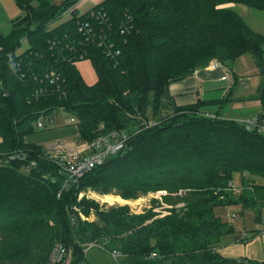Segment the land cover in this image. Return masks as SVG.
I'll return each mask as SVG.
<instances>
[{
    "label": "trees",
    "instance_id": "trees-1",
    "mask_svg": "<svg viewBox=\"0 0 264 264\" xmlns=\"http://www.w3.org/2000/svg\"><path fill=\"white\" fill-rule=\"evenodd\" d=\"M14 1L31 25L29 47L19 53L22 29L0 35V264H51L59 244L70 250V264H87L90 243L119 250L123 264H264V258H226L211 247L225 236L237 240L234 227L215 216V206L239 203L261 220L264 184L244 187L238 197L226 188L236 173L243 181L264 180V133L218 112L215 118L200 112L203 101L176 106L167 90L212 59L233 63L249 55L261 76L255 98L264 108V34L223 7L264 11V0H102L82 14L75 0L59 6ZM66 12L70 18L52 27ZM80 27L95 34L92 42L84 41ZM100 33L120 51L116 65L96 46ZM80 44L97 76L92 85L74 63L63 61ZM52 71L64 78L63 95L49 83ZM43 87L48 93L36 97ZM157 92L158 103L168 98L182 114L160 110L152 101ZM224 102L209 103L218 111ZM60 109L77 119L82 141L110 133L129 137L122 150L66 187L61 158L22 139L39 116ZM257 116L264 119V110ZM144 120L155 124L142 125ZM88 191L125 201L163 193L168 204L184 201L187 209L149 221L151 210L134 215L127 204L100 207ZM91 213L98 222L86 220Z\"/></svg>",
    "mask_w": 264,
    "mask_h": 264
},
{
    "label": "rangeland",
    "instance_id": "rangeland-1",
    "mask_svg": "<svg viewBox=\"0 0 264 264\" xmlns=\"http://www.w3.org/2000/svg\"><path fill=\"white\" fill-rule=\"evenodd\" d=\"M52 5L59 6L65 0H48ZM102 0H75L76 8L79 13H84L86 10L91 8L93 5L98 4ZM223 7L234 8L247 22L248 26L255 32L264 34V11L253 8L247 7L242 4L236 3H225ZM27 14L21 11L17 5L15 4L14 0H0V35L6 36L8 35L11 30L14 29H22L20 32V46L15 50L17 53L23 51L25 48L29 47L28 40L25 36L27 28H30L31 23L27 22ZM70 18V13L66 12L63 16L51 26L55 27L56 25L68 20ZM17 20V21H16ZM51 27V28H52ZM264 49V46H263ZM264 55V54H263ZM214 61H217L222 65L221 67H213ZM70 63H74L76 68L78 69L81 77L83 78L84 82L88 85H92L96 82L97 76L91 61L80 59L78 61H71ZM263 65H264V57H263ZM224 66V67H223ZM198 69H205L209 71L214 70H221L223 71V75H221V80H227L225 82V86L228 89V93L222 96L220 99H224L228 101V103L224 102L220 108V110L216 111L214 105L209 103L210 101L220 100H204V105L201 106V111L204 114L212 116L215 118V112L219 113V116L230 118L231 120H235L238 122H247V119H251L252 117L257 116L261 110L264 108L261 107V102L255 98V90L260 83L261 76L259 71L256 67L255 61L249 55H243L237 58L233 63L232 62H220L216 59L210 60L204 67ZM196 69V70H198ZM165 70V69H163ZM195 70V71H196ZM194 71V72H195ZM162 76L164 74H161ZM224 80V81H225ZM228 80H230V84H228ZM170 86V84H169ZM169 86L167 88L169 93ZM224 86V84H223ZM213 96H217L215 93ZM162 102L158 103V92L154 94L152 97V101L154 104H161L159 106L160 110L164 112H168L170 116L180 115L182 111H174L173 107L170 105L172 101L168 98L160 99ZM159 100V101H160ZM198 101H202L198 99ZM197 102V101H196ZM208 102V103H207ZM163 104V105H162ZM165 104V105H164ZM191 105V104H190ZM187 106V105H185ZM173 108V109H172ZM212 108V109H211ZM63 109L55 112L52 116H47L43 120L44 126L41 128L34 127L32 125V130L27 132L22 136L24 141L26 140H41L43 137L47 136L48 134H54L57 132V129L65 128L66 126H74L76 128V134L70 138L69 142L71 147H67L63 149L60 153H49L54 156L58 157H70L72 153L84 154L86 153V149L84 148L83 151L78 152L79 148H83L84 145L90 143L91 141H82L79 137V129L77 127V119L73 116L65 112ZM149 111V109H148ZM151 112H149L150 114ZM214 114V115H211ZM191 115V114H190ZM53 119V123L50 124L48 119ZM70 118L74 119L71 120ZM147 122L150 126L149 121H142V125ZM129 125V124H128ZM125 127H129V126ZM246 125V124H245ZM147 126V125H146ZM59 132V131H58ZM61 133V132H59ZM123 133V132H122ZM32 143V142H31ZM46 148L48 146H45ZM49 152H55L47 148ZM71 152V153H70ZM236 176L229 181L227 184L226 191L231 193L232 197H238L243 188L247 187L252 184H264V180L261 179L259 176L251 177V180L243 181V178L240 177V174L236 173ZM246 185V186H244ZM163 193H149L146 196L139 197L133 201H125L123 199H117L118 196L116 195H109L111 198L106 199L104 195H100L94 191H88L85 195L89 199H93L95 202L99 204L100 207L104 205H122L127 204L130 209V213L134 215H145V212L151 210L154 216L149 221H153L154 219H158L164 216L169 215L171 212H184L187 209L186 203L184 201L178 202L176 204H168L169 201L163 198ZM111 199V200H110ZM213 212L216 217H219L221 220L230 223L233 226L234 224L244 225L245 228L247 226L251 227V224L255 222V224H259V228L263 226L264 222V208L262 210L261 220L259 223L256 222V210L252 209L251 211L241 210L239 203L232 204V205H220L215 206ZM237 215H236V214ZM86 220L89 222L96 221L98 219L95 217L93 213H91L88 217H85ZM259 221V219H258ZM254 224V223H253ZM253 226V225H252ZM234 227V226H233ZM235 233V228H234ZM227 236L223 237L219 244L216 246H211L213 251L217 254H220L219 247L222 244V240L226 239ZM230 237V236H229ZM214 245V244H213ZM85 258L87 264H123V257L119 258L118 260H114L108 252L101 249V247L94 245V243H90L85 245ZM210 247V249H211ZM221 255V254H220ZM222 256V255H221ZM156 259L162 258V255L157 254ZM224 257V256H223ZM161 264H167L166 262H161Z\"/></svg>",
    "mask_w": 264,
    "mask_h": 264
},
{
    "label": "built area",
    "instance_id": "built-area-1",
    "mask_svg": "<svg viewBox=\"0 0 264 264\" xmlns=\"http://www.w3.org/2000/svg\"><path fill=\"white\" fill-rule=\"evenodd\" d=\"M76 5V4H75ZM91 16L94 17L96 20L98 17H95V13L93 11L90 12ZM99 15V14H98ZM101 18L104 17L99 15ZM128 29L131 30V27L126 25ZM127 29V30H128ZM80 31L83 32V28H79ZM121 32L126 31L125 28L120 29ZM84 35V41L86 42H92L95 34H91V31H86L83 32ZM106 35L100 33L98 38L95 40V44L97 47H102L103 48V53L110 58L114 64H117L116 57L120 54V51L117 49H112L113 45L112 43L110 44H105L104 41H106ZM67 48V46L65 45ZM87 55V50L85 47L82 46V44L78 45L76 49L69 48V53L66 55L65 59L63 61H78L80 59H86ZM213 67H221L219 62L214 61ZM224 67V66H223ZM49 83L54 85L53 91L58 94V95H63V90L61 89V85L64 82V78L57 73L56 71H52L49 74ZM45 93H48V90L46 87L39 88L38 90L35 91V96H41ZM63 111V110H62ZM55 112L51 113L50 115H41L39 116L33 123L32 125L34 127L41 128L44 126L43 120L47 116H52ZM48 119V118H47ZM71 120L74 121V119L70 118ZM248 121L246 123V128L248 129H257L261 133H264V119H259L258 116L252 117L251 119H247ZM50 124L53 123V119H48ZM77 122V121H76ZM150 125H154V122H150ZM128 136H125L123 134H117V133H110L105 136H99L90 143L86 144L83 146V148H79L78 152L83 151V149H86V153L84 154H78V153H72L70 154V157H61V161L63 162V169L65 172L68 174V179L64 183V187L67 186V182L69 181H77L78 178L82 177L87 171L91 170L95 165H98L104 161V159L110 155V154H115L116 152L120 151L123 149L124 145L126 144L128 140ZM51 150V149H50ZM48 151V150H47ZM48 153H57V152H49ZM71 153V152H70ZM51 155V154H50ZM54 156V155H51ZM56 157V156H54ZM70 179V180H69ZM82 196V194H80ZM262 228L264 229V222ZM94 245H96L94 243ZM101 249L105 250L110 254V256L114 260H118L119 258L122 257V253L117 250V249H106L104 245H100ZM85 253V250H84ZM152 256H155L153 253ZM70 250H66L61 244L57 245L55 250L53 251L51 255V264H70ZM75 264H86L84 261H78Z\"/></svg>",
    "mask_w": 264,
    "mask_h": 264
},
{
    "label": "crops",
    "instance_id": "crops-1",
    "mask_svg": "<svg viewBox=\"0 0 264 264\" xmlns=\"http://www.w3.org/2000/svg\"><path fill=\"white\" fill-rule=\"evenodd\" d=\"M222 72L221 70L198 69L183 80L171 83L169 97L176 106L194 104L198 99L202 101L220 99L228 93L230 88L225 86L227 80L220 79V76L223 75ZM230 82L228 80L227 86ZM215 93L217 96H213ZM57 130L61 133L57 131L54 134H48L41 140H26L25 142L48 146L47 148L60 153L63 149L71 147L69 140L77 133V130L71 125ZM253 223L251 227L247 226V228L244 225L238 226L233 223L234 235L237 240L233 241L231 236L223 239L219 247L220 254L231 259L244 258L247 261H262L264 258V229L259 228V224Z\"/></svg>",
    "mask_w": 264,
    "mask_h": 264
},
{
    "label": "bare ground",
    "instance_id": "bare-ground-1",
    "mask_svg": "<svg viewBox=\"0 0 264 264\" xmlns=\"http://www.w3.org/2000/svg\"><path fill=\"white\" fill-rule=\"evenodd\" d=\"M110 195H111V194H110ZM104 197H105L106 199L111 198V196H109V195H104ZM117 199L121 200V199L119 198V196L117 197ZM110 200H111V199H110Z\"/></svg>",
    "mask_w": 264,
    "mask_h": 264
}]
</instances>
